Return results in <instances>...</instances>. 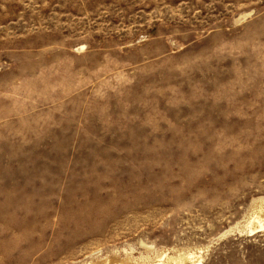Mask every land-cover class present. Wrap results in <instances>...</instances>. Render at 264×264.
Instances as JSON below:
<instances>
[{"label": "rangeland", "instance_id": "1", "mask_svg": "<svg viewBox=\"0 0 264 264\" xmlns=\"http://www.w3.org/2000/svg\"><path fill=\"white\" fill-rule=\"evenodd\" d=\"M258 216L264 0H0V264H264Z\"/></svg>", "mask_w": 264, "mask_h": 264}, {"label": "bare ground", "instance_id": "2", "mask_svg": "<svg viewBox=\"0 0 264 264\" xmlns=\"http://www.w3.org/2000/svg\"><path fill=\"white\" fill-rule=\"evenodd\" d=\"M256 217V216H255ZM254 217V218H255ZM253 218V220L252 221H250V231L251 232H257V231H260L261 230V228L264 226V218L262 219V218H260L259 216L256 218V220ZM257 222V224L255 225L254 223H256ZM258 228H260V229H258ZM190 257H193L191 254L189 255Z\"/></svg>", "mask_w": 264, "mask_h": 264}]
</instances>
